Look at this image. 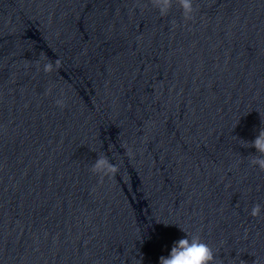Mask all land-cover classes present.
<instances>
[{
  "label": "water",
  "instance_id": "water-1",
  "mask_svg": "<svg viewBox=\"0 0 264 264\" xmlns=\"http://www.w3.org/2000/svg\"><path fill=\"white\" fill-rule=\"evenodd\" d=\"M193 7L0 0V264H159L181 229L264 264V0Z\"/></svg>",
  "mask_w": 264,
  "mask_h": 264
},
{
  "label": "clouds",
  "instance_id": "clouds-1",
  "mask_svg": "<svg viewBox=\"0 0 264 264\" xmlns=\"http://www.w3.org/2000/svg\"><path fill=\"white\" fill-rule=\"evenodd\" d=\"M174 2L179 6L185 20L193 18L195 12L193 0H148L151 7L158 10L159 14L163 17L169 15ZM59 63V60H56L54 63L51 61L44 63L43 72H52L54 65L58 66ZM55 103L60 108L65 106V101L62 98H58ZM242 146L255 149V154L249 155L251 157L249 164L252 167H258L260 171H264V127L258 130L257 135L252 141H243ZM125 155L130 159L134 157V153L130 148L126 149ZM117 171L118 166L113 164L109 157L103 153L97 155V158L90 167V172L93 175L99 176L101 182H103L105 177L115 175ZM260 213L261 206L259 204L254 205L251 215L257 217ZM181 231L185 233V236L174 242L167 257L161 256L159 258V264H216V256L212 248L199 235L185 232L183 229Z\"/></svg>",
  "mask_w": 264,
  "mask_h": 264
}]
</instances>
